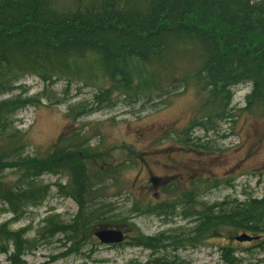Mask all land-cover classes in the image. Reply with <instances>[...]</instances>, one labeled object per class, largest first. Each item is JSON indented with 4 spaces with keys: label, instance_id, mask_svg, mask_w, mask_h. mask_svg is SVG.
<instances>
[{
    "label": "trees",
    "instance_id": "obj_1",
    "mask_svg": "<svg viewBox=\"0 0 264 264\" xmlns=\"http://www.w3.org/2000/svg\"><path fill=\"white\" fill-rule=\"evenodd\" d=\"M183 58H194L196 66L193 72L177 77L170 65ZM27 75L38 77L45 86L59 80L67 88L74 82L92 86L91 101L78 105L75 116L112 106L116 97L132 104L141 98L166 96L171 88L194 79L207 94L200 117L207 120H194L184 134L196 125L213 128L216 117L234 116L228 105L232 88L240 84L250 85L243 110L264 114V0H0V95L15 90ZM38 102L39 96L0 100V135L9 126L10 115ZM19 133L2 135L6 152L23 148ZM89 150L88 145L68 143L43 157H12L9 161L0 150V171L15 168L19 182L25 185L0 187V199L13 214L25 203H40L48 187L37 178L58 172L64 160L70 164L71 179L65 191L57 183V191L72 198L78 212L68 224L58 221L57 215L47 217L41 239L63 233L67 240L78 241L79 230L98 221L100 226L121 227L119 220L101 217L104 206L91 208L87 202L96 184L89 174L90 165H95L97 174L108 170ZM163 191L174 190L165 187ZM196 191L182 195L195 203ZM162 206L155 207L157 212L166 211H160ZM202 207L192 211L193 215L184 209V216L199 218L197 233L185 236V241L203 237L206 230L221 225L251 235L264 232V198L225 199ZM2 239L14 244L8 256L12 264H18L24 252L34 247V239H22V230L10 231L6 223L0 225ZM163 240L161 235L139 236L136 244L154 246ZM177 240L173 245L179 244ZM5 250L0 245V251ZM221 258L223 264H242L231 248H223ZM155 263L175 264L158 259Z\"/></svg>",
    "mask_w": 264,
    "mask_h": 264
},
{
    "label": "rangeland",
    "instance_id": "obj_2",
    "mask_svg": "<svg viewBox=\"0 0 264 264\" xmlns=\"http://www.w3.org/2000/svg\"><path fill=\"white\" fill-rule=\"evenodd\" d=\"M195 66L194 58H183L173 60L170 69L182 77L193 72ZM17 85L15 90L0 95V100L20 95L39 96V102L8 117L9 126L1 134L5 137L18 130L24 146L8 153L0 135L5 159L43 157L68 143L73 147L88 145L100 164L102 160L108 166L107 171L97 174L95 165H90L89 174L96 184L88 194V204L91 208L104 206L101 209L106 210L100 214L106 221L116 219L122 222L121 227L131 228L126 240L117 245L101 244L92 235L101 221L80 229L78 241L67 240L63 233L41 239L47 217L57 215L58 221L68 224L78 212L75 201L57 191V183L64 185L65 191L71 179L70 164L63 160L58 172L37 178L48 187L40 203H25L18 214H13L0 199V225L6 223L10 231L22 230V239H34V247L24 252L18 264H145L156 259L175 264H223V248L233 249L242 264H264V232L254 234L260 236L256 240L237 241L234 237L244 231L221 225L209 228L203 237L184 240L199 229V218L184 216V209L193 215L192 211L203 209V203L264 198V114L243 110L249 84L232 88L228 110L234 116L216 117L213 128L196 125L186 134V128L200 120L207 97L194 79L148 101L141 98L127 104L116 97L112 106L83 116H75L74 111L91 101L95 92L92 86L74 82L67 88L63 80L45 86L32 75L21 78ZM188 135L190 140L183 142ZM199 144L206 148L201 151ZM151 177L156 179L154 183ZM19 180L15 168L0 171L2 188H23ZM165 187L174 191L166 193ZM191 190L198 193L195 203L182 195ZM157 205H163L160 211H166L157 212ZM159 235L164 240L154 246L136 244L139 236ZM176 238L180 242L173 245ZM0 242L6 247L0 251V264H12L8 256L14 250L13 242Z\"/></svg>",
    "mask_w": 264,
    "mask_h": 264
},
{
    "label": "water",
    "instance_id": "obj_3",
    "mask_svg": "<svg viewBox=\"0 0 264 264\" xmlns=\"http://www.w3.org/2000/svg\"><path fill=\"white\" fill-rule=\"evenodd\" d=\"M151 182L154 181L153 178L150 179ZM129 229L123 228H112V227H99L94 230L95 237L103 244H117L121 243L125 239V234ZM258 236L248 235L247 233H241L234 237L237 241H251L257 239ZM145 264H159L155 262L145 263Z\"/></svg>",
    "mask_w": 264,
    "mask_h": 264
},
{
    "label": "flooded vegetation",
    "instance_id": "obj_4",
    "mask_svg": "<svg viewBox=\"0 0 264 264\" xmlns=\"http://www.w3.org/2000/svg\"><path fill=\"white\" fill-rule=\"evenodd\" d=\"M201 151H203V150H201Z\"/></svg>",
    "mask_w": 264,
    "mask_h": 264
}]
</instances>
